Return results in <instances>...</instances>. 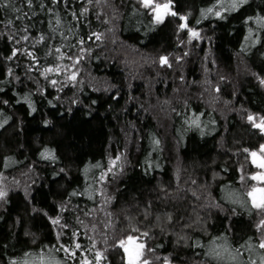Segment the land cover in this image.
<instances>
[{"label":"trees","instance_id":"1","mask_svg":"<svg viewBox=\"0 0 264 264\" xmlns=\"http://www.w3.org/2000/svg\"><path fill=\"white\" fill-rule=\"evenodd\" d=\"M13 3L0 8V264H96L97 251L126 264L128 235L149 264H264V209L245 199L264 187L250 161L264 145V0H154L169 5L159 23L142 0ZM182 17L199 31L189 43ZM77 241L70 259L61 245Z\"/></svg>","mask_w":264,"mask_h":264},{"label":"snow or ice","instance_id":"2","mask_svg":"<svg viewBox=\"0 0 264 264\" xmlns=\"http://www.w3.org/2000/svg\"><path fill=\"white\" fill-rule=\"evenodd\" d=\"M24 2L27 4V6L29 8H31L33 6V0H24ZM52 2L55 4L57 3V0H52ZM153 2L154 0H142V4L145 8H149L152 7L153 12L155 13V20L157 23L161 22L164 18L165 13H167L169 11V5L168 4H155V6H153ZM219 2V0H218ZM65 3H67V0H65ZM89 3H91V0H89ZM247 3V0H233V3L231 5V7L233 9L239 7L242 4ZM41 8L44 7L43 4L40 5ZM0 8H4V9H8L11 8L14 12H20L21 9L16 7L15 4L13 3V0H0ZM49 11H51V9H49ZM82 11H87V9H82ZM209 12L212 11V9H208ZM173 15H176V13H172ZM217 16H220V12H216L215 13ZM72 15L75 17L76 13L73 12ZM17 19H19V17H17ZM182 19H186V17H182ZM248 19H252V17H249ZM261 20H264V17L260 18ZM57 23H59V19H57ZM197 23H199V21H197ZM7 24L11 25L13 24V20L9 19L7 20ZM187 24H181L180 28L184 29L187 28ZM189 33H190V37H198L199 33L194 30V29H188ZM27 31V29H25V32ZM251 31V29L249 30ZM93 35L96 36L97 39L100 38L99 34L93 33ZM14 37L9 36V39H13ZM22 40H28L29 36L28 35H23L21 36ZM44 37L41 36L40 40L43 41ZM17 43H19V41H17ZM81 43H83V41H81ZM19 49H13L12 54L10 56L7 57V59L11 60L14 56H16L17 52H19ZM83 51V49H82ZM27 55L32 56L33 59H35L34 54L29 51L27 52ZM77 62L79 61L80 57H77ZM161 63L162 64H167L168 63V58L166 56H162L160 58ZM170 66V65H169ZM50 71H59V68H46L45 69V73L46 72H50ZM9 75H11L12 70L9 69L8 70ZM17 79H19L17 77ZM70 80H75L76 79V72H72L71 77H69ZM53 85H55L57 82L55 80L52 81ZM261 83H264V80L261 81ZM27 99V97H26ZM3 103H8V101H4ZM32 111H35V108H32ZM248 119L250 121L254 120L253 116H249ZM6 122V121H5ZM45 123H49V121H45ZM3 125L0 124V127H2ZM255 127L260 128L262 131H264V117H261L260 123L259 124H255ZM158 143V141H157ZM245 151H249L248 149H245ZM261 152H264V145H261ZM43 154V153H42ZM53 158H55L53 156ZM251 162L253 165H255L257 168L261 169L262 171H258L255 172L251 175V179L255 180V181H259V182H264V155H258V153L256 151H252L251 152ZM6 161L8 158H5ZM116 159H119V156L116 157ZM114 163V161H113ZM7 166V165H6ZM104 179V176H101V180ZM244 177L241 176V180H243ZM7 193L6 191H4L2 188H0V198H4L6 197ZM247 195L251 198V202L253 204L254 207L256 208H260V209H264V187H256L253 186L252 189L247 193ZM52 219V223L53 224H58L60 217H56V218H50ZM259 226H264V220L260 221V225ZM63 227L67 228L68 225L64 224ZM75 233H73V237H75ZM143 236H147L148 233L144 232L142 234ZM58 238H59V234H58ZM119 246L124 250V253L126 254V264H149V262L147 260L142 259V255L143 252L142 250L145 248V245L143 243H138L137 242V237L132 236V235H128L126 237V239H120L118 241ZM260 248L264 249V239H262L260 241L259 244ZM82 245L77 241L74 243V245L69 244V245H61L60 250H62L63 252H65L66 254H68L70 259H74L77 255V249H81ZM25 255L27 256L28 254L25 253ZM217 255H219V253H217ZM42 264H61V261L55 259L54 257L48 260H45L44 256L41 255L40 257ZM102 259V253H100L99 251H97L95 253V261L96 264H100V260ZM11 264H17V261L13 260L11 261ZM25 264H27V261H25ZM79 264H92V261L88 260L87 257H83ZM165 264H170V261L165 258Z\"/></svg>","mask_w":264,"mask_h":264},{"label":"rangeland","instance_id":"3","mask_svg":"<svg viewBox=\"0 0 264 264\" xmlns=\"http://www.w3.org/2000/svg\"><path fill=\"white\" fill-rule=\"evenodd\" d=\"M160 5H163V4H160ZM165 15H166V13H165ZM164 15V16H165ZM182 24H185V23H183L182 22ZM188 29H190V28H188ZM188 29H186V28H184V29H182V30H188ZM192 29V28H191ZM194 30H196L198 33H199V31L197 30V29H194ZM188 32V38L185 40L187 43H189V42H191L192 40H194L195 38H198V37H190V33H189V30L187 31ZM260 155H262V153L261 152H258ZM255 166V165H254ZM253 186H256V187H263L262 185H260V184H254ZM252 186V187H253ZM251 190V189H250ZM250 190H248V191H246V193H248ZM244 193V192H243ZM245 194V193H244ZM245 199H246V201L248 202V204H250L251 206H253V204H252V202H251V198L246 194V196H245ZM250 206V207H251ZM254 207V206H253ZM220 248H221V250H219V255H218V258H219V260H226L228 257H227V255L229 254V252H228V248H224L223 246L221 247L220 246ZM227 262H230V260L229 261H227ZM23 264H25V263H23ZM27 264H42V261L41 262H27ZM256 264H262L261 262L260 263H257L256 262Z\"/></svg>","mask_w":264,"mask_h":264},{"label":"water","instance_id":"4","mask_svg":"<svg viewBox=\"0 0 264 264\" xmlns=\"http://www.w3.org/2000/svg\"><path fill=\"white\" fill-rule=\"evenodd\" d=\"M183 23H185V19H183ZM258 153V152H257ZM258 155H260L259 153H258ZM251 155H250V161H251ZM252 163V162H251ZM124 251V250H123ZM125 254V253H124ZM125 257H126V254H125Z\"/></svg>","mask_w":264,"mask_h":264}]
</instances>
